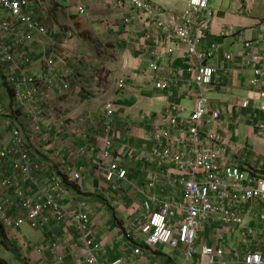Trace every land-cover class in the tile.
<instances>
[{"label": "crops", "instance_id": "obj_1", "mask_svg": "<svg viewBox=\"0 0 264 264\" xmlns=\"http://www.w3.org/2000/svg\"><path fill=\"white\" fill-rule=\"evenodd\" d=\"M31 1L35 10L46 15L48 24L49 17L53 16L51 2H56L61 9L60 17L53 25L55 27L49 25L54 32L50 39L52 46L49 47L48 43H33L28 47L35 65L40 68L46 52H52L59 62L57 75L71 81L69 94L60 102L53 100L55 93L43 92L42 99L45 110L49 109L52 116L59 112L66 115V125L61 130L47 129L41 135L28 134L29 142L35 145L36 156L44 163L43 172L37 176V187L47 193L49 182L55 174L64 173L69 167L83 169L81 180L69 188L70 193L64 205L66 209L72 210L78 209L81 201L86 202V211L90 215L88 238L105 250V254L99 258L100 264H108L118 258L123 259V264H197L185 262L183 247L173 249L160 246L135 255V245L125 238L145 219L147 211L143 208V201L145 193L149 192L146 183L150 176L165 172L159 190L160 197L176 201L180 199L179 190L172 191L166 178L175 168L151 155V136L153 129L162 123L160 115L168 104L184 105L187 109L184 116L187 117L194 110L199 90L195 87L194 73L189 71V67L193 65L195 68L197 63L185 57L184 45L172 40L170 46H174L176 52L163 57V70L160 73L153 72L149 68L150 55L143 45L150 43L156 46L155 38L163 37L150 30L152 40L147 42L145 35L151 29L150 18L133 10L126 1L120 5L118 0H96L94 8L99 10L91 11L93 0H90V7L86 8L84 14L78 13V7L87 0ZM150 2L173 14H180L187 7V0ZM210 3L215 17L200 49L209 55L206 63L217 68L213 86L205 90V95L210 107L219 110L220 117L202 130L203 133L213 132L226 138V156L229 161H236L245 170L264 169V146L253 130L256 122L264 120V113L258 110L259 88L249 84L252 74L243 59L246 39L256 40L260 52L264 53V0H211ZM70 15L82 17V22L72 24L66 21ZM128 16L131 25L126 27L123 19ZM63 28L73 30L65 34ZM79 30L91 33L93 38L100 37L105 44L113 46L117 56L108 66L104 81L97 79V74L82 59L86 56L87 50L83 45L87 41L72 44L74 38H66V35L72 36V32ZM213 45H216L215 48ZM228 53L233 56L231 60L225 57ZM3 67L5 72H10L6 76L8 80L15 68ZM68 68L73 71L72 76L67 74ZM91 76L97 81L87 83L91 82L88 80ZM120 79L125 82L123 89L117 87ZM159 79L169 80L171 88L157 89L155 84ZM81 85L90 86L91 89L92 85L95 86L90 93L91 99L85 97ZM245 100L250 101L248 108L242 107ZM109 102L113 103L114 109L111 116H107L105 109ZM24 115L29 131V117ZM107 121H111V137L123 156L122 167L127 170L126 179H115V189L105 179V170L111 160L102 155ZM85 134L88 135L84 137ZM82 148L89 151L87 156L80 155ZM0 167L4 169L0 171V177L12 175L10 161ZM33 193H39L38 189ZM156 207L152 205L153 209ZM259 211L256 208L245 215V219L248 225L258 229L257 247L264 251V231H261L264 222L258 219ZM6 230L10 241L29 264H77L86 255L83 243L78 241L75 226L70 224L44 225L37 230L26 224L19 229ZM217 230L219 226L207 225L200 240L214 244ZM211 234L212 238L205 237ZM224 234V242L217 244L225 248L230 264H243L242 258L246 251L244 236L233 229ZM55 242L61 244V249L67 250L63 261L57 259L58 252L53 247ZM1 250L8 251L0 238V259L12 264L3 258Z\"/></svg>", "mask_w": 264, "mask_h": 264}, {"label": "built area", "instance_id": "obj_2", "mask_svg": "<svg viewBox=\"0 0 264 264\" xmlns=\"http://www.w3.org/2000/svg\"><path fill=\"white\" fill-rule=\"evenodd\" d=\"M125 1L133 10L150 18L151 29L145 35L147 42L152 40L150 30L163 37L155 38L156 46L143 45L150 55L149 68L157 74L163 70V57L176 52L175 47L170 46V41L176 40L185 46V57L197 63L195 68L189 64V71L194 73L193 82L199 90L195 108L188 117L184 116L186 107L170 104L161 115L162 123L153 129L151 155L174 166L175 171L166 176L172 191L179 186L182 188L178 201L161 198L159 190L166 173L150 176L146 183L149 192L145 193L143 201L147 211L145 219L125 235L139 243L134 247V254L141 255L160 246L183 247L185 262L230 264L225 248L217 243H223L224 233L233 229L245 238L242 263L264 264V251L257 247L258 229L248 225L245 219V215L259 208L258 219L264 222V169L245 170L236 161H229L226 138L202 130L220 117V112L210 107L205 95V90L213 86L217 68L206 63L209 55L200 49L215 17L211 0H187V7L180 14L168 13L150 0H118L120 5ZM85 12L86 6L80 5L78 13ZM123 23L130 26L131 18L125 17ZM53 33L46 15L35 10L31 0H0V64L15 68L8 83L16 112L28 115L30 131L39 135L47 129L61 130L66 125L64 117L52 119L45 114L43 92L63 97L71 90L69 78L61 79L57 75L56 54L46 52L37 68L28 50L33 43H48L51 47ZM259 48L256 40H244V64L252 74L249 84L259 88L258 109L264 113V53ZM225 57L233 58L231 53ZM72 73L68 68L67 74L72 76ZM117 87H125L123 79L117 81ZM155 87L168 90L171 83L159 79ZM249 106V100L242 103L243 108ZM105 109L107 116H111L113 103H107ZM111 129V121L105 122L102 155L111 160L105 179L115 189V179H126L127 170L122 167L123 156L111 137ZM253 130L264 146V120L256 122ZM29 143L24 130L8 117L0 87V165L10 161L12 167V175L0 179V222L6 229H19L26 224L36 230L52 224L75 226L78 241L86 249L85 257L77 264H100L99 258L105 250L88 238L90 215L86 202L81 201L78 209L72 210L64 205L69 188L81 180L83 169L69 167L64 173L55 174L48 192L44 193L37 187V176L43 172L44 163ZM79 152L87 156L89 151L82 148ZM37 189L39 193L34 194ZM153 204L158 206L156 210ZM207 225L219 226L214 244L200 240ZM53 247L58 252L57 259L63 261L67 250L61 249L59 242ZM111 264H123V259Z\"/></svg>", "mask_w": 264, "mask_h": 264}, {"label": "rangeland", "instance_id": "obj_3", "mask_svg": "<svg viewBox=\"0 0 264 264\" xmlns=\"http://www.w3.org/2000/svg\"><path fill=\"white\" fill-rule=\"evenodd\" d=\"M90 0H87V2L85 3V2H83V4L82 5H84V6H86V8L88 9L89 7H90ZM97 4V1L96 0H93V3H92V5H91V11H95V10H99V9H96V8H94L95 7V5ZM51 5H52V17L50 16L49 18H50V23H49V25L50 26H52V27H55V26H53L54 25V23L55 22H57L58 21V19H59V13H61V9H60V6L55 2H51ZM158 6V5H157ZM160 7V6H159ZM162 10H164V11H166L164 8H162V7H160ZM82 17L81 18H79V17H77V16H74V15H70L69 16V20H66V21H70L72 24H75V23H77V22H82ZM77 26V25H76ZM56 29V28H55ZM63 30L65 31V34H68L69 33V31H71V30H73L72 28L69 30H67V29H64L63 28ZM72 36H68L67 37V35H66V38H68L69 40H71L72 38H74V40H73V42H72V44H79L81 41H87L86 43H84V48L87 50V52H86V56L84 57V58H82L83 59V61L84 62H86L85 64H86V66H89V68H90V70H94V74H97V75H95V76H98V77H96L97 79L99 78L101 81H104L105 79H106V77H107V73L106 72H108L107 71V68H108V66H111L110 65V63H112V61L114 60L115 61V59H116V53H115V51H113V46L111 45V44H109V43H104V41L103 40H101V38L100 37H92V35H91V33H89V32H87V31H80L79 30V32L78 31H74V32H72V34H71ZM80 39H82V40H80ZM112 46V47H111ZM91 51V52H90ZM93 51V52H92ZM3 66L0 64V85H1V90H2V94H3V96H5L4 98H5V104H6V108H7V113H8V117H10V118H12L13 120H14V122L19 126V127H21L23 130H24V132H25V136H26V139L28 140V141H30L29 140V137H28V134H30L31 135V131L29 130H27V120L25 119V115H23V113L22 112H16V109H15V106H16V103H15V100H14V98H13V94H12V91H11V89H10V87H9V83H8V80H7V78H6V76H7V73H10V72H5L4 71V67L2 68ZM89 68H88V70H89ZM87 70V71H88ZM105 73H106V76H104L105 75ZM75 76V75H74ZM73 76V77H74ZM78 76H75V78H77ZM97 79H95V77H93L92 78V76L88 79L89 81H91V82H88L87 81V83H93L94 81H97ZM83 88H84V93L86 94V96L85 97H87V98H90L91 99V97H92V95L90 94L91 92H93V91H91V90H93L94 89V85H92V88L93 89H91V87L90 86H85V85H81ZM69 94V93H68ZM67 94V95H68ZM53 95V94H52ZM51 95V96H52ZM67 95H65V96H63V97H61V96H59V95H56V94H54V97H53V100L55 99V101H56V99H57V101H61V100H63L64 98H66V96ZM171 105H177V104H180V103H170ZM170 104H168L165 108H164V110H163V112L161 113V115L164 113V111L167 109V107L170 105ZM182 105V104H181ZM184 106V105H183ZM185 107V106H184ZM44 110H45V108H44ZM217 110V109H216ZM259 110V109H258ZM219 111V110H218ZM45 114L48 116V117H54V119H58V118H61V117H64V118H66V115L65 114H63L62 112H59V113H57V115L56 116H52V114L50 113V111H49V109H46L45 110ZM161 115H160V118H161ZM24 117V118H23ZM27 118V117H26ZM30 132V133H29ZM33 148H34V150H35V145H33L31 142L29 143ZM2 166H6L7 165V163H4V164H1ZM0 165V166H1ZM4 169H1V167H0V171H3ZM3 178V176H1L0 177V179H2ZM161 187H162V185H161ZM182 187L181 186H179L178 187V190H179V192H181V189ZM154 205V204H153ZM155 206V205H154ZM157 206V205H156ZM158 208V206L156 207V209ZM156 209H153V210H156ZM146 216V215H145ZM144 216V217H145ZM89 225V229H90V221H89V223H88ZM139 225V224H138ZM138 225L136 226V227H138ZM135 227V228H136ZM134 228V229H135ZM134 229H132L131 231H133ZM208 234V233H207ZM206 238H212V234L211 235H206L205 236ZM125 238H126V236H125ZM126 239H128V238H126ZM129 240H131V239H129ZM131 242L135 245V246H138L139 245V243H137L135 240H131ZM134 246V247H135ZM7 250L8 251H5V250H1V254H2V256H3V258L4 259H6V260H8L9 262H11L12 264H24L23 262H21L19 259H18V257H17V255L12 251V252H10L9 250V248H7ZM134 253V252H133ZM105 254V252L104 253H102V255L101 256H103ZM100 256V257H101ZM120 258H118V259H116V260H119ZM115 260V261H116ZM114 261H112V262H109V264H111V263H113ZM160 264H164V263H160Z\"/></svg>", "mask_w": 264, "mask_h": 264}, {"label": "trees", "instance_id": "obj_4", "mask_svg": "<svg viewBox=\"0 0 264 264\" xmlns=\"http://www.w3.org/2000/svg\"><path fill=\"white\" fill-rule=\"evenodd\" d=\"M0 238L2 240L3 245H5L7 248H9L10 251H13L24 264H29L28 260L22 255L21 251L17 248V246H15L10 241V239L7 235L6 227L1 222H0ZM0 262L2 264H8L7 262H5L1 259H0Z\"/></svg>", "mask_w": 264, "mask_h": 264}]
</instances>
